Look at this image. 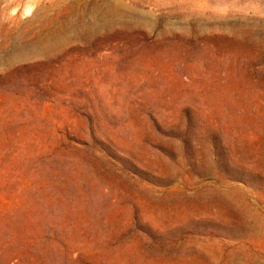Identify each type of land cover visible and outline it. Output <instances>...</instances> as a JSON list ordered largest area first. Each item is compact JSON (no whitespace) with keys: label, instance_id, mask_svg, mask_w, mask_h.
I'll use <instances>...</instances> for the list:
<instances>
[{"label":"rangeland","instance_id":"rangeland-1","mask_svg":"<svg viewBox=\"0 0 264 264\" xmlns=\"http://www.w3.org/2000/svg\"><path fill=\"white\" fill-rule=\"evenodd\" d=\"M0 264H264V0H0Z\"/></svg>","mask_w":264,"mask_h":264}]
</instances>
